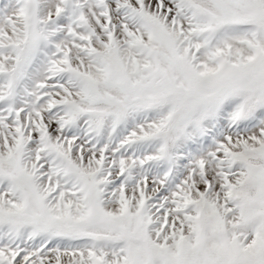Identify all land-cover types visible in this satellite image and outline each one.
I'll return each instance as SVG.
<instances>
[{
  "label": "snow or ice",
  "instance_id": "obj_1",
  "mask_svg": "<svg viewBox=\"0 0 264 264\" xmlns=\"http://www.w3.org/2000/svg\"><path fill=\"white\" fill-rule=\"evenodd\" d=\"M0 264H264V0H0Z\"/></svg>",
  "mask_w": 264,
  "mask_h": 264
}]
</instances>
